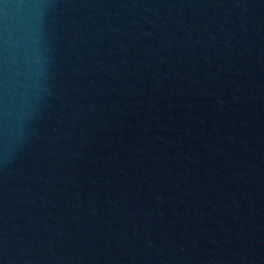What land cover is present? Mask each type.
Wrapping results in <instances>:
<instances>
[{"label":"water","instance_id":"1","mask_svg":"<svg viewBox=\"0 0 264 264\" xmlns=\"http://www.w3.org/2000/svg\"><path fill=\"white\" fill-rule=\"evenodd\" d=\"M0 264H264V0H0Z\"/></svg>","mask_w":264,"mask_h":264}]
</instances>
